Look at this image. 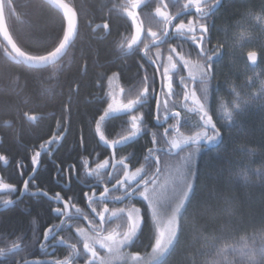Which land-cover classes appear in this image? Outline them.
I'll use <instances>...</instances> for the list:
<instances>
[{"label":"trees","instance_id":"obj_1","mask_svg":"<svg viewBox=\"0 0 264 264\" xmlns=\"http://www.w3.org/2000/svg\"><path fill=\"white\" fill-rule=\"evenodd\" d=\"M65 1L78 15L79 31L74 44L59 64L42 70L14 64L6 58L7 49L0 38V154L11 161L7 170L11 172L13 169L14 176L10 177V180L14 178L13 181L18 176L16 163L20 160L28 163L30 151H36L53 135L65 134L55 154L63 172L66 164L78 163L82 153L81 139L86 152L96 146L95 125L105 108L106 83L111 74L119 72L123 80H131L139 89L145 76L149 80L153 77L155 86V70L139 68L135 57H126L123 53L125 50L118 47L122 41L119 36H123L122 32L127 29L123 18L129 17L122 9L128 0ZM262 7L264 0H230V4L220 10L217 19L219 28L229 32L221 36L223 41L226 42L228 37L233 45L237 22L247 17L248 9L259 12ZM4 10L13 40L31 57L51 53L64 39L65 20L42 0H4ZM150 18L159 19L155 11ZM104 22L109 25L108 31L102 27L96 28L97 24ZM239 26L242 30L236 31V34L249 30L251 23L241 22ZM147 28L142 35L144 41ZM157 29L155 27L154 30ZM256 35L257 63L252 66L246 59L252 45L248 33L249 41L243 43L242 51H232L235 57L231 53L218 68L217 79L224 83V87L217 99L229 100L234 97L233 87L239 88L244 95L259 89L260 81L264 80V48L261 47L264 34L258 32ZM169 45L161 46L162 53L167 52ZM197 53L192 52L186 58L194 60ZM166 56L162 62L166 61ZM249 77L252 78L251 84L246 83ZM212 91L210 88L209 95ZM132 94L125 92V98ZM146 112L149 122L154 123V106H147ZM26 114L35 115L39 120L32 123ZM149 122L146 120L144 124L149 127ZM113 124L116 125V122ZM219 125L222 142L196 156V197L189 201V207L193 204L194 208L199 209L198 214L192 219L190 209L189 219L182 223L175 249L161 264H204L205 259L211 258L206 254L213 247V242L205 237L218 236L232 228L236 229L237 236H243L261 227L260 221L264 219V107L249 108L232 126ZM157 134L159 131L156 129ZM156 144L149 135L132 141L130 163L141 165L148 148L162 147L158 137ZM250 150H254L255 154L249 156ZM169 162L168 156L162 157L164 168ZM54 173L55 168L49 166L46 172L38 174L41 189L54 188ZM146 215L147 222L133 250L140 254L152 249L158 234L156 223L148 216L149 213ZM32 220H37L40 225L50 221L49 207L44 200L30 204L28 211L14 208L2 212L0 232L3 237L28 233ZM37 247L35 244L34 252Z\"/></svg>","mask_w":264,"mask_h":264},{"label":"snow or ice","instance_id":"obj_2","mask_svg":"<svg viewBox=\"0 0 264 264\" xmlns=\"http://www.w3.org/2000/svg\"><path fill=\"white\" fill-rule=\"evenodd\" d=\"M142 2L143 0H131L130 7L122 9L132 21L135 31L130 39L125 38L119 43L118 47L127 51L131 50L133 46L142 45L144 55L155 64L156 71L159 72L161 68L163 69L161 73V90L160 95L156 98V115L154 119L166 121L169 116L175 118V122L165 127L159 137L164 148H149L147 150L154 159V163L150 167L142 164L134 167L133 170L132 165L130 162H126V159L122 158L117 161L122 166L121 177L115 178L112 188L120 190L121 194L111 198L123 201L124 206L109 208L105 202L110 198L111 189L108 186L103 188L98 197L95 189L92 190L91 195L88 192L84 193L89 205L103 204L102 211H97L96 207L91 208L98 220L90 219L88 215L82 213V210L72 202L71 197L65 199L59 192L49 197L51 200L63 204V207L53 209L58 216H64L67 220H72L73 216L79 213L88 222L89 227L85 228L73 221L76 225L75 232L82 238L83 252H81V247L77 243H70L71 253L68 256L62 259L34 260L31 264H79L77 257L82 254H86L84 264H114L117 260L131 261L132 264H141V261H143V264H154L160 257H163L166 253L171 254V251L175 249L182 223L188 221L190 209L193 213L192 219H195V215L198 214L199 209L194 208L193 204L189 207V201H193L196 197L193 164L203 147L201 141L212 143L222 140L220 128L217 127V122L207 108V101L210 85L215 79L214 58L224 50V44L217 42L214 49H209L206 45L209 42L208 32L210 28L207 21L217 14L222 7L223 0H186L180 11L175 14L168 11L169 5L166 0H160L154 10L155 16L160 20V27L157 30L148 27L146 41L141 40L145 29L138 11ZM190 9H194L196 19H189L187 23L181 19L178 23H173L181 12ZM246 15L249 21H254L264 27V7L259 12L248 9ZM101 27L107 30L109 25L107 22L96 25V28ZM170 30H174L178 35L187 36L191 40L192 44L199 49L196 59L186 58L184 54L177 51L176 47L169 45L166 61L162 62L161 45L166 43L165 38L169 36ZM75 32L76 25L71 30L66 27V38L62 39L51 53L45 54L47 61L55 60L66 49ZM240 35L243 37L244 33ZM150 45L156 48L155 59L150 55ZM29 56L30 54L24 53L25 59ZM246 59L255 64L258 60V52L248 51ZM181 67L187 72L186 76L179 75V83L183 86V101H190L191 106L188 103H180V107L187 108L198 115L196 129L192 130L191 134H185L181 131L182 113L174 111L179 102L171 99L175 94L172 73L177 72L178 74V69ZM112 75L115 77L118 73ZM109 79L111 80V78ZM251 81L252 78L249 77L246 83L251 84ZM119 91L123 96L125 89L121 88ZM232 91L235 94L232 104L222 106L224 110L222 122L228 126L235 124L238 118L246 113L249 108L264 107V80L260 81L259 89L256 92L248 95L242 94L237 87H233ZM153 94H155V88L153 87L150 92L147 76L142 81V87L126 99H117L115 95L110 93L111 102L107 104V109L99 116V120L95 125L99 139L115 150L118 144H124L137 137L142 131L144 115L143 112L135 114V110L137 106L146 105ZM117 112L129 113L130 127L126 133L119 135L118 139L109 140L102 131V123L110 114ZM26 117L32 121L37 119L35 115L26 114ZM60 139H62L61 135H53L48 141L40 144L39 148L40 150H47V145ZM152 142L153 144L157 143L155 133H153ZM40 150H36L31 157L34 166L33 173L36 170L35 166L39 165L40 162ZM173 150H176L177 155L175 158L168 157L170 162L167 165L168 170L165 172L160 153L165 152L167 154ZM254 154L255 151L250 150L249 156ZM145 160L147 161V158ZM0 161L7 164L8 157L0 154ZM82 163L84 170L89 175H95L100 179H103L101 170L109 168L110 164L109 159H104L102 162L96 163L95 167H89L87 158H84ZM112 167L114 168L115 165H112ZM108 176L112 178V173L109 172ZM0 190L12 193L16 191V186L5 182L4 178L0 177ZM23 191H29L28 180L24 181ZM38 191L42 190L38 189ZM181 191L182 195L179 200L174 202V195ZM43 194L48 195L47 192ZM137 197L142 199L143 206L135 201ZM14 202L10 198L3 199L5 205H12ZM229 211H231V208H229ZM147 213L151 214V218L158 226H163L158 227V235L155 236L151 253L142 258L139 252L129 253L124 249L125 246L132 244L138 233L141 232L142 225L148 219ZM106 214L119 221L115 223V227L110 229L104 227ZM66 222L61 221V223ZM260 224L261 227L258 231L243 236H237L236 229L232 228L218 236L205 237V239L213 242V247L206 254L211 258L205 259L204 264H264V219H261ZM49 236H52L53 240L56 239L53 227H49L44 233L45 240ZM21 239V236L11 240L5 237L3 246H0V259L21 249ZM60 243L68 242L60 237ZM97 246L104 250L103 254L97 250ZM40 247L43 248L45 245L41 244ZM24 264H29V261L25 260Z\"/></svg>","mask_w":264,"mask_h":264},{"label":"flooded vegetation","instance_id":"obj_3","mask_svg":"<svg viewBox=\"0 0 264 264\" xmlns=\"http://www.w3.org/2000/svg\"><path fill=\"white\" fill-rule=\"evenodd\" d=\"M239 1V0H238ZM168 3V11L172 13H177L182 8L183 4L186 2V0H166ZM160 3V0H143L139 11V18L143 20V27L144 29L146 26L152 27L153 30L155 27L159 29L160 27V20L155 18H150V16H154V9L155 6ZM130 0H128L125 7H130ZM230 4V0H223L222 7L218 10L217 14L214 17H211L207 22L210 25L209 32H208V44L206 45L209 49H214L217 45V42L223 41L222 35L226 36L229 34V32H225L223 29L219 28L218 25V14L222 8ZM238 4V3H237ZM145 17H147L145 19ZM124 21L127 23V29L123 31V36H119L122 40L125 38H131V36L134 34V26L132 24V21L127 18H123ZM181 19L187 23L189 19H196V13L194 9L186 10L181 12L179 16H177V19L173 21V23H178ZM242 21H238V25L236 26V29L233 33V40L234 43L231 45L229 38L226 37V42H221L224 44V50L217 55L214 58V81L211 84L212 87L211 90L212 93L208 97L207 101V108L210 112V114L213 116V119L217 122V127L220 128L219 123H223L222 119L220 118V106L223 105L224 99H217L216 97L219 96L222 92V88L224 87V83L218 81L217 79V71L220 65L227 60L228 56H231L232 51L234 52H240L242 51L243 43H246L248 40V33L250 37V42L253 46V49H256V34H257V27L258 24L254 21L251 22V27L249 30H244L243 37L240 34H236V31H240L241 26H239V23ZM243 23V22H242ZM109 30V28H108ZM199 34V33H197ZM141 40L144 41V38L141 37ZM166 43L163 45L170 44L171 46H174L177 48V51L185 56H189L192 54V52H199V49L192 44L191 40L187 36L178 35L174 32V30H170V34L168 37L165 38ZM162 46V45H161ZM232 46V48H231ZM152 49H155L152 52H150V55H152L153 59H155V52L156 48L154 46L150 45V51ZM230 49V50H229ZM254 51V50H251ZM126 57L133 56L137 60V64L139 68L142 67V69H146L147 67H150L152 70H155L156 72V79H155V86H154V78L152 77L151 80H149V87L155 88V94L151 95L150 98L147 101V104L144 106H137V109L135 110V114H139V112H143L144 120L142 122V131L141 133L135 137L134 139L124 143V144H118L115 148V150L111 149L110 147L106 146L102 143V141L99 139L98 133H96V130L94 132L95 140H96V146H94L93 149H91L89 152H86V148L84 146V142L81 139V148L82 153L79 155L78 163H70L65 165V169L63 172L62 167L60 166L57 158L55 157V154L59 147L61 146L63 140L65 139V134H58L62 136V139H60L57 142H53L52 144L47 145V150H40L38 148L37 150L41 151L40 155V162L39 165L35 166L36 170L35 173H33V164H32V155L34 154L33 151H30V159L29 162L26 163L23 160H20V162L16 163V172L18 174L17 179L15 181L14 178L10 180V177L14 176L13 169L11 172H8V168L10 167L11 161L8 160L7 164L4 162H0V177H3L5 182L14 184L16 186V191L12 193H8L4 190H0V214L4 211H7L9 209L17 208L21 210L22 212L28 211L30 209V204L32 203H39L41 200H44L47 203V206L49 207V222L45 225H40L39 222L36 220H32V228L31 231L27 232H21L18 234H15L14 236L7 237L9 240L15 239L17 236H21V249L17 250L14 253H9L5 258L0 259V264H24V261H29V264H31L34 260H51L53 258L62 259L66 256H68L71 253V249L69 247L70 243H77L78 246L81 247L82 250V238L75 232V224L73 221H75L79 226L88 228V222L83 219V216L79 213H76L72 220H67L64 216H58L56 213H54L53 209L55 207H63V204L61 202H56L51 200L49 197L54 195L55 193L59 192L61 195L68 199L69 197L72 198V202L75 204L76 207L80 208L82 210V213L89 216L90 219H96L98 220V217H96L95 213L91 211L92 207H96L97 211H102L103 204H95V205H89L87 198L85 197L84 193L88 192L89 195H91V192L93 189L96 191L97 197L99 196V193L103 191V188L105 186H108L110 191V198L105 201L109 208L124 206L123 201H117L115 199H112V196L120 195V190L112 188V185L114 183L115 178L121 177V165L117 163L119 159H126V162H130L132 156H130V144L134 140H138L140 137L149 135L150 138H152L153 133L156 134V129L159 131V134L156 136L160 137V135L163 132V129L167 127L168 125L175 122V118L172 116H169L168 119L165 121L163 119L156 120L154 119L153 122H149L148 116L146 115V107L147 106H154V117L156 115V98L158 95H160L161 90V73L162 68L159 72L156 71L155 64L152 63L151 60L148 59L147 56L144 55L142 51V45L133 46L131 50H127L123 52ZM122 53V54H123ZM167 55V52H163L162 58ZM161 58V60H162ZM256 67V66H255ZM178 72H181V75H187V72L183 68H179ZM173 87H174V95L172 96L173 101H178L176 108L174 111H180L182 113V119H181V131L185 132V134H191L192 130L196 129V123L198 121V115L195 112L189 111L187 108H181L180 103H188L191 106V102H184L183 96H182V89L183 86L179 83V75L177 72H173ZM112 80V84H110V79ZM107 87H106V98H105V108L103 109L101 115L103 112L107 109V104L111 102V96L110 93H116L121 88H124V94L122 96V99L125 98V92L127 93H135V91H138L139 88L136 87V85H133L131 83V80H123L120 73L118 72V75L113 77L111 74L107 79ZM198 91V95H199ZM146 120L149 122V127L144 124ZM116 122V125L113 124V122ZM155 124V126H154ZM130 127V119H129V113H121L116 115H109L105 121L102 123V131L104 132L107 139H118L119 135L124 134L127 132L128 128ZM172 130L170 129V132ZM221 131V130H220ZM222 132V131H221ZM219 141V140H218ZM157 145V144H156ZM159 145V144H158ZM201 145L203 147L201 148V151L199 154L209 149L211 144L208 141H201ZM160 146L151 147V148H164V145L162 144ZM134 149V148H133ZM149 149V148H148ZM147 149V150H148ZM146 150L145 156L147 158V161L144 160L141 165H145L146 167H150L152 163H154V159L151 155H149L148 151ZM33 152V154H32ZM174 151L168 152L165 154V152H161V157L168 156L175 158L176 155H173ZM84 158H87L89 161V167H95V164L98 162H102L104 159H109V168L102 169L101 175L103 176V179H100L96 177L95 175H89L85 170L82 163V160ZM132 165V168L134 170V167H137L138 165L136 163H130ZM112 165H115L113 168ZM139 165V166H141ZM51 166L52 168H55V173L53 174V185L54 188L50 189L49 187H45V189H41L39 184V176L38 174L44 173L48 170V167ZM57 168V169H56ZM165 170H168L165 168ZM112 173V178H109L108 173ZM31 177V179H30ZM29 181V191L24 192L23 191V184L24 181ZM42 190V191H38ZM72 189V191H71ZM47 192L48 195L45 196L43 193ZM4 198H10L13 201H15L12 206L8 207L9 205H5L3 203ZM135 201L143 206L144 202L140 198H135ZM8 207V208H7ZM74 211V210H73ZM151 218V214L148 215ZM61 221H67L66 223H61ZM154 221V220H153ZM116 218L110 217L108 214H106V222L104 227L110 229L111 227H115V223H118ZM155 222V221H154ZM156 223V222H155ZM154 223V224H155ZM157 229L158 225L156 223ZM53 227V233L56 237L55 240H53L52 236H49L47 240L44 238L45 231L49 228ZM143 228V225H142ZM142 231V229H141ZM140 234V233H139ZM60 237H63L68 243H60ZM138 238V237H137ZM5 237L0 232V246H3ZM136 241V240H135ZM135 241L130 246V252H133L135 250ZM35 244L38 245L37 249H35L34 252V246ZM44 244L45 247L41 248L40 245ZM97 250L100 251L103 254V249H100L99 246H97ZM86 254H82L77 257V260L79 264H84V258ZM144 255V254H140ZM36 257V258H35Z\"/></svg>","mask_w":264,"mask_h":264},{"label":"water","instance_id":"obj_4","mask_svg":"<svg viewBox=\"0 0 264 264\" xmlns=\"http://www.w3.org/2000/svg\"><path fill=\"white\" fill-rule=\"evenodd\" d=\"M42 1L48 4L50 7H52L59 14H61L63 19L65 20L66 27L69 30H71L72 27L76 25V32L74 36L70 39L66 49L55 60L50 62L47 61L46 56H42V57L29 56L27 59L24 58V52L17 46V44L15 43L9 32L5 17V11H4V0H0V38L2 43L5 45L7 49L6 58L14 64H24L27 68L36 69V70L47 69L59 64L65 58L71 46L74 44L79 31V18H78V23L76 24L78 15L74 10V8L68 2H66L65 0H52V2L51 0H42ZM64 38H66V33ZM38 120L39 117H37L35 121L32 120L30 121L32 123H36ZM102 143L105 144L103 141ZM105 145L108 146L107 144ZM173 151H174L173 155H177L176 150ZM10 206L12 205H9L8 207Z\"/></svg>","mask_w":264,"mask_h":264},{"label":"rangeland","instance_id":"obj_5","mask_svg":"<svg viewBox=\"0 0 264 264\" xmlns=\"http://www.w3.org/2000/svg\"><path fill=\"white\" fill-rule=\"evenodd\" d=\"M242 22L245 24V23H251L252 21H249L248 18L245 16V17H243ZM258 32H260V34H264V27H261L259 24H258V27H257V33H258ZM260 36H263V35H260ZM255 39H256V41L258 40V36H257V35H256ZM261 47L264 48V41L262 42ZM231 48H232V46H231ZM232 56L235 57L234 52L232 53ZM257 61H258V60H257ZM109 82H110V84H112V80H110ZM111 94L115 95L117 99H122V96H121V94H120V91H118V92H116V93H112V92H111ZM110 96H111V95H110ZM111 98H112V97H111ZM234 99H235V96H234V97H231V99H229V100H224V101H223V105H231ZM223 105L220 106V114H219V116H220L221 119H222V117L224 116V110H223V107H222ZM121 113H125V112H117V113H112V114H110V115H116V114H121ZM196 161H197V160H196V158H195V162H194V164H193V171H195ZM165 172H167V170H165ZM181 195H182V191H181V192H177V193L174 195V197H173V201H174V202H175V201H178ZM140 199H141V198H140ZM161 226H163V225H159L158 227H161ZM138 235H139V233H138ZM137 237H138V236H137ZM136 239H137V238H135L134 241H135ZM134 241L132 242V244L134 243ZM132 244L125 246V249H124V250L127 251V252H129V253H132V252H130V249H129L130 246H131ZM151 251H152V249H151L148 253H146V254H144V255H141V257H142V258L147 257V256L151 253ZM172 251H173V250H172ZM172 251H171V252H172ZM169 255H170V254H167V253H166L163 257H160L159 260L155 261L154 264H161L162 262H164V261L167 259V257H168ZM114 264H132V262H131V261H121V260H117V261L114 262ZM141 264H143V261H141Z\"/></svg>","mask_w":264,"mask_h":264},{"label":"bare ground","instance_id":"obj_6","mask_svg":"<svg viewBox=\"0 0 264 264\" xmlns=\"http://www.w3.org/2000/svg\"><path fill=\"white\" fill-rule=\"evenodd\" d=\"M162 77V76H161Z\"/></svg>","mask_w":264,"mask_h":264}]
</instances>
